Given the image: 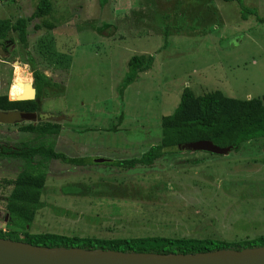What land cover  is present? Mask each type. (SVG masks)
Instances as JSON below:
<instances>
[{"label":"rangeland","instance_id":"obj_1","mask_svg":"<svg viewBox=\"0 0 264 264\" xmlns=\"http://www.w3.org/2000/svg\"><path fill=\"white\" fill-rule=\"evenodd\" d=\"M37 1L0 0V17L29 15ZM139 2L114 11L97 0H52L55 28L35 31L30 22L24 41L16 31L0 41V95L11 98L13 88L31 94L30 59L58 83L43 88L35 120L13 121L12 112L0 111V151L33 140L21 125L50 121L61 125L52 136L56 151L91 161L44 160L41 203L28 229L104 238L263 234L264 138L228 154L168 151L151 166L94 162L136 157L158 144L161 118L174 111L184 87L196 95L264 98V22L242 18L236 0H145V13ZM242 3L264 17V0ZM142 53L153 55V64L121 96L127 61ZM24 163L0 156L1 229H9L11 181ZM72 189L82 193L64 192Z\"/></svg>","mask_w":264,"mask_h":264},{"label":"trees","instance_id":"obj_2","mask_svg":"<svg viewBox=\"0 0 264 264\" xmlns=\"http://www.w3.org/2000/svg\"><path fill=\"white\" fill-rule=\"evenodd\" d=\"M108 0H97L103 6ZM228 1V0H225ZM240 4L242 18L248 14L255 15L256 20L264 22L257 12ZM52 0H38L34 10L29 15L18 16L14 21L0 17V41L6 42L10 31H16L18 39L24 41L28 34V24L33 23V29L52 30L56 27L50 19ZM165 37H167L168 30ZM5 49L6 43L2 44ZM154 57L151 54H134L127 61V74L119 87L122 96L124 88L136 79L140 72L151 68ZM28 63L33 68L34 87L36 95L29 100H10L6 94L0 95V111L36 112L41 110V94L44 87H58V83L40 69H36L30 59ZM16 98L23 94L16 89L10 90ZM26 97V96H24ZM161 140L136 157L107 160L111 165L122 168H134L137 165L151 166L154 161L168 151L171 146L184 141L210 139L215 144L233 146L237 150L240 145L249 140L264 138V98L252 97L238 99L228 97L220 90H213L196 95L189 87H184L180 101L171 114L161 118ZM61 125L56 122H28L20 126L23 132L33 134L32 141H25L14 149L0 151V156L20 158L25 161L23 168L11 181L6 212L9 229L0 228V237L28 242L46 247L50 250L80 247L87 251L116 250L123 252H151L157 254L196 253L214 251L216 249H236L264 246V233L255 237H241L234 240H224L212 237H171L161 235H141L129 237L104 238L90 235H67L54 232H31V226L41 200L45 185L46 171L44 160L59 159L74 165H86L91 161L87 157H71L53 147V135L59 133ZM68 194H80V189L65 191Z\"/></svg>","mask_w":264,"mask_h":264},{"label":"water","instance_id":"obj_3","mask_svg":"<svg viewBox=\"0 0 264 264\" xmlns=\"http://www.w3.org/2000/svg\"><path fill=\"white\" fill-rule=\"evenodd\" d=\"M30 95L24 94L10 100L34 99V80L28 85ZM27 94V93H26ZM13 121H32L36 112L13 111ZM233 146L221 147L210 139L179 142L172 151H206L228 154ZM108 159L98 157L94 162ZM7 216V215H6ZM7 217H5L6 219ZM0 264H264V246L236 249H216L196 253L157 254L151 252H123L116 250L87 251L80 247L50 250L28 242L0 237Z\"/></svg>","mask_w":264,"mask_h":264},{"label":"crops","instance_id":"obj_4","mask_svg":"<svg viewBox=\"0 0 264 264\" xmlns=\"http://www.w3.org/2000/svg\"><path fill=\"white\" fill-rule=\"evenodd\" d=\"M109 4H110V10H114V11L115 10H132L133 0H108L103 6H106ZM112 4H114V7L112 6ZM145 7H146L145 0H140L139 9H138L139 13H145Z\"/></svg>","mask_w":264,"mask_h":264},{"label":"built area","instance_id":"obj_5","mask_svg":"<svg viewBox=\"0 0 264 264\" xmlns=\"http://www.w3.org/2000/svg\"><path fill=\"white\" fill-rule=\"evenodd\" d=\"M3 231H5V229H2Z\"/></svg>","mask_w":264,"mask_h":264}]
</instances>
